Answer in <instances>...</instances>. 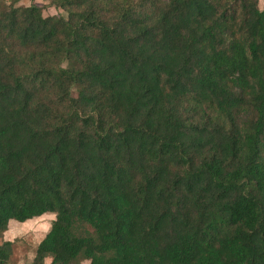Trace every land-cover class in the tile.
Instances as JSON below:
<instances>
[{
    "label": "trees",
    "instance_id": "16d2710c",
    "mask_svg": "<svg viewBox=\"0 0 264 264\" xmlns=\"http://www.w3.org/2000/svg\"><path fill=\"white\" fill-rule=\"evenodd\" d=\"M49 1L0 0V234L52 213L32 264H264V0Z\"/></svg>",
    "mask_w": 264,
    "mask_h": 264
},
{
    "label": "rangeland",
    "instance_id": "374dc122",
    "mask_svg": "<svg viewBox=\"0 0 264 264\" xmlns=\"http://www.w3.org/2000/svg\"><path fill=\"white\" fill-rule=\"evenodd\" d=\"M9 4V3H7ZM41 7L45 17H65L68 14L63 10L54 8L49 0H20L16 7ZM260 8L264 9V2H260ZM56 215L49 213L40 218L29 220L25 223L11 221L8 231L0 234V245L5 242H13L11 259L8 264H30L36 256V249L46 235L50 232ZM47 260L46 264H50ZM81 264H90L83 261Z\"/></svg>",
    "mask_w": 264,
    "mask_h": 264
},
{
    "label": "clouds",
    "instance_id": "9594fccd",
    "mask_svg": "<svg viewBox=\"0 0 264 264\" xmlns=\"http://www.w3.org/2000/svg\"><path fill=\"white\" fill-rule=\"evenodd\" d=\"M32 264V263H31Z\"/></svg>",
    "mask_w": 264,
    "mask_h": 264
},
{
    "label": "crops",
    "instance_id": "0c3cea01",
    "mask_svg": "<svg viewBox=\"0 0 264 264\" xmlns=\"http://www.w3.org/2000/svg\"><path fill=\"white\" fill-rule=\"evenodd\" d=\"M31 264V263H30Z\"/></svg>",
    "mask_w": 264,
    "mask_h": 264
}]
</instances>
